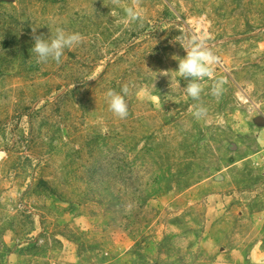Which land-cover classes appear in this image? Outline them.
<instances>
[{"label":"rangeland","instance_id":"rangeland-1","mask_svg":"<svg viewBox=\"0 0 264 264\" xmlns=\"http://www.w3.org/2000/svg\"><path fill=\"white\" fill-rule=\"evenodd\" d=\"M140 8L0 0V264H264V0ZM33 27L83 42L38 64ZM200 41L198 102L176 71Z\"/></svg>","mask_w":264,"mask_h":264},{"label":"clouds","instance_id":"clouds-1","mask_svg":"<svg viewBox=\"0 0 264 264\" xmlns=\"http://www.w3.org/2000/svg\"><path fill=\"white\" fill-rule=\"evenodd\" d=\"M113 8L123 7L124 17L116 20V23H122L128 26L131 23L142 22V9L140 8L141 0H131L127 5H123L122 0H110ZM112 15L116 13L113 11ZM36 27L32 28L34 46L30 50L35 54L36 63L43 64L50 60L56 63L61 62L64 50L71 49L83 42V37L78 32H69L63 27L52 28L51 35L45 38L43 35L36 34ZM186 50V56L179 59L178 70L180 77L187 81L185 92L194 101H200L203 92L202 81L205 77L212 76L211 65L217 61V57L212 51L204 46L203 41L193 42L188 47H183ZM224 80H216L211 87L210 94L218 97L222 90ZM129 93V86L123 85L120 92L109 89L106 92L109 110L117 117L124 119L129 113V104L126 102ZM207 112V108L198 103L193 116L196 119L202 118Z\"/></svg>","mask_w":264,"mask_h":264}]
</instances>
